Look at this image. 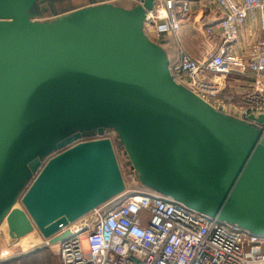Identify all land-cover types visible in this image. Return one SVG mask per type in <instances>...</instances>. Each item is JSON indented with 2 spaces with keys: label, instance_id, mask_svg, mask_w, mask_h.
Instances as JSON below:
<instances>
[{
  "label": "water",
  "instance_id": "obj_1",
  "mask_svg": "<svg viewBox=\"0 0 264 264\" xmlns=\"http://www.w3.org/2000/svg\"><path fill=\"white\" fill-rule=\"evenodd\" d=\"M51 1L0 0V228L64 241L125 193L123 157L148 190L264 237V115L174 80L145 31L158 0L34 20Z\"/></svg>",
  "mask_w": 264,
  "mask_h": 264
},
{
  "label": "built area",
  "instance_id": "obj_2",
  "mask_svg": "<svg viewBox=\"0 0 264 264\" xmlns=\"http://www.w3.org/2000/svg\"><path fill=\"white\" fill-rule=\"evenodd\" d=\"M213 2L222 16L208 33L219 39L218 49L196 58L181 47L170 73L219 111L239 118L264 115V0ZM191 12L189 0H158L145 29L156 39L178 37L182 18ZM248 21L260 24L262 36L240 55L235 45ZM231 77L249 81L251 89L241 100L222 104ZM67 230L70 236L58 243L60 264H264V237L148 189L126 190L62 232Z\"/></svg>",
  "mask_w": 264,
  "mask_h": 264
},
{
  "label": "crops",
  "instance_id": "obj_3",
  "mask_svg": "<svg viewBox=\"0 0 264 264\" xmlns=\"http://www.w3.org/2000/svg\"><path fill=\"white\" fill-rule=\"evenodd\" d=\"M184 1V0H179ZM191 3L192 12L188 18H182V28L180 30V34L178 37L171 36L174 39V42L177 46L178 54H180L181 47L184 48L187 52H189L192 56L196 58L203 57L208 51L217 50L220 43L219 39L213 38L211 34L208 33L209 29H213L215 23L220 19L221 11L213 2V0H189ZM241 1V0H238ZM130 2L134 3V5L139 4V0H128L127 2L117 3L126 8H131L134 5L130 6ZM102 4V3H100ZM115 4V3H114ZM93 6V5H92ZM75 10L64 12L57 14V16H64L66 14L72 13ZM147 31V30H146ZM262 36V31L259 23H251L246 22L244 31L241 33L240 39L238 43L235 45L236 51L240 55H247L248 45L258 41ZM170 37V36H169ZM251 89L250 82L247 80H243L241 78L231 77L228 82V88L226 93L221 95L220 102L224 104L228 102V100H241L244 95L249 92ZM227 113V112H224ZM229 114V113H227ZM231 115V114H229ZM2 230V228H0ZM12 244L9 245L8 249L3 252V256L6 257L0 261V263L4 264H32V259H30L27 255L29 250L39 244H43L46 248L52 246L48 245V242H42L41 236L37 231H34L32 234L25 236L20 240H12ZM48 245V247L46 246ZM57 249L58 257H59V244L53 245ZM52 246V249L54 247ZM11 247V249H9ZM13 249V251H12ZM50 248V250H52ZM19 250V251H18ZM53 251V250H52ZM15 254L14 257H7V254ZM32 257V255H31ZM14 260H19L17 262H13Z\"/></svg>",
  "mask_w": 264,
  "mask_h": 264
},
{
  "label": "rangeland",
  "instance_id": "obj_4",
  "mask_svg": "<svg viewBox=\"0 0 264 264\" xmlns=\"http://www.w3.org/2000/svg\"><path fill=\"white\" fill-rule=\"evenodd\" d=\"M117 1H118V3H122V2L124 3V2H127L128 0H52L50 3L46 4L43 7L44 13L42 12L41 15L35 16L34 20H36V21L37 20L49 21V20L61 17V16H57V14H60V13L72 11L75 9L79 10V9H82V8H85L88 6L98 5L100 3H115L116 4ZM130 3H131V4H129L130 6L134 5V3H132V2H130ZM221 98L222 97H220V99ZM215 105L219 106V104L217 102ZM107 135L109 137H111V139L114 141V144H115L116 149H117V147H119V146L116 144L115 134L114 133H108ZM119 162H120V166H121V169H122V172L124 174L125 181H126V187H127L126 190H128L129 192H131L133 194H136L138 192L143 191L144 189L137 182V180H136L137 178L135 177L134 172L130 169L129 161L123 157H120ZM1 228H2V230H0V261L6 257V255L3 256L2 254L4 251H6L8 249L9 245H11L13 242L8 235L7 227L5 225H3ZM39 235L41 236L40 233H39ZM41 239H42V242H46L42 236H41ZM43 244H45V243H43ZM43 244L41 243L39 245H36L31 250H29V252L27 253L26 256H28V257L30 256L29 258L32 259V264H60L56 247H54L52 245L54 247V249H52V246L48 247V245H46L48 247V248H46V250H49L48 252H46L45 248H44L45 246ZM50 248L53 251L50 250ZM9 249H11V247ZM37 249H42L43 252H41L40 254H37V255H32V257H31V254ZM12 251H13V249H12ZM14 255L15 254H12V252H11L10 254H7V257L12 258V257H14ZM22 264H24V262Z\"/></svg>",
  "mask_w": 264,
  "mask_h": 264
},
{
  "label": "trees",
  "instance_id": "obj_5",
  "mask_svg": "<svg viewBox=\"0 0 264 264\" xmlns=\"http://www.w3.org/2000/svg\"><path fill=\"white\" fill-rule=\"evenodd\" d=\"M146 34L151 38L152 41L156 42L157 44H159L164 49V52L166 53V55L168 56V58L170 60V64H172L178 58L177 57V54H178L177 46L174 42V39L171 37V35H165L164 34L160 38L156 39L155 36L153 34L151 35L148 31H146ZM224 93H226V91ZM226 100L228 101V99H226ZM237 118H239V117H237ZM240 119H242L244 121H248L247 118H240ZM115 137H116V135H115ZM140 186L143 189H147V188L143 187L142 185H140ZM41 252H43L42 249H37L31 255H37V254H40ZM18 261L19 260H14L13 262L18 263ZM0 264H4V263H0Z\"/></svg>",
  "mask_w": 264,
  "mask_h": 264
},
{
  "label": "flooded vegetation",
  "instance_id": "obj_6",
  "mask_svg": "<svg viewBox=\"0 0 264 264\" xmlns=\"http://www.w3.org/2000/svg\"><path fill=\"white\" fill-rule=\"evenodd\" d=\"M89 139L91 140V139H93V138H85V140H89Z\"/></svg>",
  "mask_w": 264,
  "mask_h": 264
}]
</instances>
